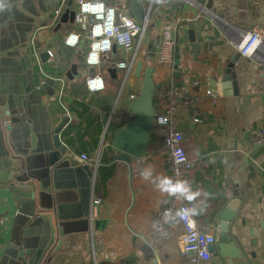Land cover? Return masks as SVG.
<instances>
[{
	"label": "crops",
	"instance_id": "1",
	"mask_svg": "<svg viewBox=\"0 0 264 264\" xmlns=\"http://www.w3.org/2000/svg\"><path fill=\"white\" fill-rule=\"evenodd\" d=\"M103 1L130 13L131 0ZM155 1L159 5L162 0ZM195 1L197 4L172 0L159 6L153 16L155 29L147 38V51L152 42L156 48L164 22L181 20L173 66L153 64L146 50L139 55L145 66H155L157 114L163 112L164 96L173 88H187L194 103L181 105L177 111V127L185 137L183 148L195 162L182 181L191 192L199 193L189 201L163 186L162 182L171 178L162 129L153 126L141 159V164L154 166L151 173L139 172L137 159H116L112 147L115 132L132 121L134 114L127 99L138 96L133 76L125 80L126 71L117 64L130 60L132 52L124 56V50L115 46L104 54L99 66L91 68L86 64L90 40L75 22L77 0H6L8 7L0 12V86H12L18 75L23 79L26 75L28 83L36 85L37 114L31 111L36 114L34 121L47 129L45 136L39 134L35 143L38 153L27 156L26 166L27 157H20L23 168L41 178L49 174V156L54 152L71 158L59 181L66 186L61 189L57 212L63 227L54 226L65 235L55 238L52 247L60 244V249L54 257H45V264H193V254L182 250V224L175 219L167 237L159 240L152 227L154 217L169 203H189L195 207L193 217L198 224L218 228L217 245L221 231L216 216L236 200L238 204L229 212H237L232 232L242 257L232 263L264 264V143L253 138L255 130L264 128V34L252 57L245 58L239 51L254 26L264 31V0ZM57 6L63 10L58 12ZM13 9L23 17L36 18L26 45L19 36H4L13 26ZM64 14L68 19L59 21ZM71 33L80 35L76 47L65 45ZM43 52L51 53L45 62L40 57ZM230 63L235 67L237 95H223L218 84ZM93 72L104 78L105 90L88 91L86 79ZM42 84L45 90H39ZM19 85L23 89L27 86L25 80ZM209 90L213 96L207 94ZM3 149L0 142V264H22L19 250L9 245L13 236L20 237L29 263L36 264L50 239L47 232L55 215L51 212L50 221L37 218L22 227L21 210H28L31 186L39 182L31 178L22 182L25 187L20 183L11 186L7 166L16 159L3 157ZM82 154L100 161L96 170L89 166L92 178L83 169ZM23 178H28L27 173ZM87 210L92 219L84 215ZM232 263L215 251L210 261L198 264Z\"/></svg>",
	"mask_w": 264,
	"mask_h": 264
},
{
	"label": "water",
	"instance_id": "2",
	"mask_svg": "<svg viewBox=\"0 0 264 264\" xmlns=\"http://www.w3.org/2000/svg\"><path fill=\"white\" fill-rule=\"evenodd\" d=\"M18 6L20 5L18 4ZM56 10L61 12L63 9L57 6ZM129 10V15L134 17L139 23L145 18L146 9L141 0H131ZM11 15L10 20L13 21V26L9 28V31L4 33V36H19L21 43L26 45L29 34L33 32V23L36 21V18L31 19L23 17L19 15V12L15 9L11 11ZM66 19H68L67 14H64L61 15L59 21L63 22ZM27 23L32 25L30 26ZM153 29H155V24L151 25L150 31ZM153 43L154 42L149 45L147 56L148 60L152 61L154 64L155 46ZM123 54L127 56V51H124ZM48 55H50L49 52H43L40 55L43 62H45L44 59ZM27 56L28 55H26V59L30 65L31 60H29ZM145 62L144 59L139 58L131 73L125 77V80H127L130 75L133 76L135 83L134 90L138 93V96L136 98L127 99V106L134 114L133 119L115 132L112 141V147L116 151L117 160L131 162L132 159L143 157L150 143L151 131L157 114L154 100L158 84L154 79L155 66H145ZM18 69L16 71H18ZM234 69V63H230L218 79V84L223 95H237L239 93V86L234 74ZM23 80H25L28 86H26L25 89L19 85V82ZM28 80L26 75L25 79L18 75V81L11 82L12 86H0V142L4 146L1 155L6 157L9 161H12V158L16 159L14 161L15 164L7 166L9 168L8 172L10 173L7 177V181L11 186H14L15 183H20L19 185L21 187H25L27 185L22 184V182L25 181L27 183L31 178L39 182L38 186H31V194L30 197H28V210L25 208L21 210V215H23V217L20 224L22 227L32 224L37 218L50 221L52 218L51 212L55 215V218L50 221L51 226L47 232V236L50 239L46 242L45 247L41 249V254L36 263L45 264V257H54V254L60 249V244L56 248L52 247L55 238L57 237L59 239L65 235L63 229L56 232L54 226L55 223H57V226L63 227L61 216L57 215V212H59V207H61L59 206L61 201V189H64L66 186L59 181L62 180L63 175L66 174L65 169L68 165L67 162H71V158L62 156L58 151L54 152V154L49 156V169H47L49 174L41 178L31 176L28 172V167L27 169L26 167L25 169L23 168V162L20 157H27L38 153L35 148V143L37 139H39V134L41 133L44 136L47 134L46 127L40 123L39 126L34 121L38 106V102L35 99L37 96L35 90L36 85L30 81L28 83ZM43 85L44 84L39 86V90H45V86L43 87ZM51 85L52 84H50V86ZM22 93H24L25 96ZM261 97L264 100V94ZM31 111L34 113L36 112V114H33ZM28 162L29 157L25 160V166ZM83 169L87 176L92 178L93 170L87 165L83 166ZM25 173H27L28 178H23ZM31 184H33V182H31ZM234 204H238V200L234 201L230 207H225L217 214L216 219L220 222L219 230L221 234L218 244L210 248L211 253L215 251L219 252L222 258L230 259V263L242 257V252L237 246L236 238L233 236L232 232V226L236 220L237 212L234 210L229 212V208H233ZM84 215L90 216L91 219L92 212L87 210ZM2 230V226L0 225V237L3 235ZM21 238H23V236ZM19 240L20 237L13 236L9 245L15 246L16 249L19 250V260L22 264H30L29 256L23 251L22 241ZM52 251L54 252L53 254L51 253ZM190 253L193 254L192 252Z\"/></svg>",
	"mask_w": 264,
	"mask_h": 264
},
{
	"label": "built area",
	"instance_id": "3",
	"mask_svg": "<svg viewBox=\"0 0 264 264\" xmlns=\"http://www.w3.org/2000/svg\"><path fill=\"white\" fill-rule=\"evenodd\" d=\"M146 9L145 18L139 23L134 17L127 13L126 9L119 6L108 5L103 0H77L78 10L75 22L82 32L87 34L90 40V50L86 56L87 66L94 68L101 64L104 54L112 52L116 46L124 51L132 52L128 61H121L117 64L119 69L131 73L141 52L146 50L147 38L151 34L150 27L153 23V16L156 9L161 5H167L172 0H162L156 5L155 0H141ZM191 4H197L195 0H184ZM181 25L180 19L169 20L162 24L158 34V42L154 51V64L173 66L176 62L177 33ZM264 31L259 26H254L247 32L242 44L239 47L240 55L252 57L255 50L262 44ZM80 35L71 33L65 38V45L76 47ZM51 54V53H49ZM86 87L89 92L97 93L105 90L104 78L95 72L86 79ZM264 92V85L262 87ZM213 96L212 91H208ZM135 98V96H133ZM163 112L156 114L154 126L163 130L164 152L170 162V178L173 184L182 182L184 178L194 169L195 162L188 159L183 148L184 134L177 127V111L181 105L192 106L193 101L187 96V88H173L165 96ZM253 138L256 143H264V128L255 130ZM81 161L94 166L95 170L100 166L98 158L90 157L87 154L81 155ZM141 157L137 159L138 171L151 173L154 166L149 162L141 164ZM185 209H195L189 203L167 204L153 219L152 227L157 239H165L169 233L170 225L178 220L184 233L181 237L182 250L186 253H193L192 263L198 264L202 261H210V248L217 243L218 228L211 230L206 225L198 224L190 213L189 218H182ZM93 216H91L92 219Z\"/></svg>",
	"mask_w": 264,
	"mask_h": 264
},
{
	"label": "clouds",
	"instance_id": "4",
	"mask_svg": "<svg viewBox=\"0 0 264 264\" xmlns=\"http://www.w3.org/2000/svg\"><path fill=\"white\" fill-rule=\"evenodd\" d=\"M8 7V3L6 0H0V12L6 10ZM164 188L171 194L180 193L182 194L187 200L193 201L199 195L198 192H191L188 187H186L185 182H177L173 184L170 180L165 179L163 182ZM195 215V209H185L184 215L182 218L188 219L189 215Z\"/></svg>",
	"mask_w": 264,
	"mask_h": 264
},
{
	"label": "trees",
	"instance_id": "5",
	"mask_svg": "<svg viewBox=\"0 0 264 264\" xmlns=\"http://www.w3.org/2000/svg\"><path fill=\"white\" fill-rule=\"evenodd\" d=\"M154 103H155V100H154Z\"/></svg>",
	"mask_w": 264,
	"mask_h": 264
}]
</instances>
